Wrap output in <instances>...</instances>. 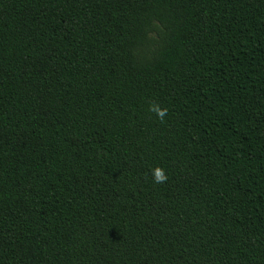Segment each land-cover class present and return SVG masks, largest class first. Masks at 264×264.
Listing matches in <instances>:
<instances>
[{
    "label": "trees",
    "instance_id": "obj_1",
    "mask_svg": "<svg viewBox=\"0 0 264 264\" xmlns=\"http://www.w3.org/2000/svg\"><path fill=\"white\" fill-rule=\"evenodd\" d=\"M0 264H264V0H0Z\"/></svg>",
    "mask_w": 264,
    "mask_h": 264
},
{
    "label": "clouds",
    "instance_id": "obj_2",
    "mask_svg": "<svg viewBox=\"0 0 264 264\" xmlns=\"http://www.w3.org/2000/svg\"><path fill=\"white\" fill-rule=\"evenodd\" d=\"M158 115L163 117L164 113L162 111H158ZM152 175L155 183H163L167 179L164 171L160 168L153 169Z\"/></svg>",
    "mask_w": 264,
    "mask_h": 264
}]
</instances>
